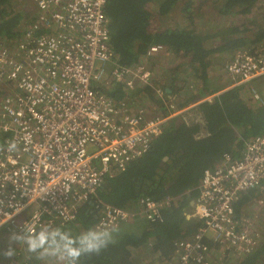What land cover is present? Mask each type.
Returning <instances> with one entry per match:
<instances>
[{
    "label": "built area",
    "instance_id": "1",
    "mask_svg": "<svg viewBox=\"0 0 264 264\" xmlns=\"http://www.w3.org/2000/svg\"><path fill=\"white\" fill-rule=\"evenodd\" d=\"M30 1L36 8L32 19L18 36L0 41V230L13 243L14 234L73 222L93 199L92 228L113 231L136 218L162 223L163 211L179 197H141L131 209L96 197L104 181L147 153L178 114H165L167 107L152 114L145 102L146 87L164 96L151 85L145 61L163 45H151L137 64L122 66L108 35L107 0ZM224 71L230 89L264 81V52L239 49ZM249 96L264 109L257 90L251 88ZM12 142L17 149L8 151ZM263 181V136L244 143L239 157L225 153L205 169L188 216L196 228L174 242L172 259L164 264L238 260L258 248L254 218L238 217L234 207ZM34 204L36 210L25 215Z\"/></svg>",
    "mask_w": 264,
    "mask_h": 264
},
{
    "label": "trees",
    "instance_id": "2",
    "mask_svg": "<svg viewBox=\"0 0 264 264\" xmlns=\"http://www.w3.org/2000/svg\"><path fill=\"white\" fill-rule=\"evenodd\" d=\"M19 1L0 0V41H10L20 34L17 29L23 16L15 11ZM179 1L182 0H107L105 15L109 21L108 35L120 65L137 64L151 45L171 44L170 40L164 42L154 34L152 20L167 15ZM211 1L199 0V5L195 6L197 3L193 0H186L182 12L190 20L189 14L202 12V7ZM258 1L223 0L218 5L219 12L222 16H245L252 12ZM153 5L156 6L154 12L150 11ZM224 34H228V31ZM217 36L213 35L212 38ZM257 38L250 41L226 37L222 38L223 44L218 48L207 49L205 39L200 34L186 29L180 33V40L174 46L183 58H189L188 63L195 66L198 77L199 70L207 69L211 55L241 49L262 40L261 36ZM175 77H171L172 85H175ZM199 77L204 84L207 83V77L202 74ZM145 91L150 100L165 107L153 97L150 88L146 87ZM240 91V88L224 91L171 119L147 153L130 163L125 171L104 181L96 199L115 207L131 209L141 197L158 201L170 196L179 197V200L163 211L162 223H149L136 218L123 224L112 231V242L100 254L82 255L77 264H164L172 259L174 242L190 236L196 228V223L186 216L192 209L190 204L196 198V188L203 171L217 165L225 153L239 157L244 143L250 138L264 137V109L250 107ZM218 92L200 91L199 95L204 98ZM171 112L165 111V114ZM175 120L180 122L176 123ZM262 183L264 185V181ZM256 190L248 192L235 205L237 214L251 198L250 193ZM94 201L82 205L73 222L57 224L54 228L70 233L72 237L92 229L96 222ZM3 254L0 247V258H3ZM263 257L264 240L242 259L229 258L221 264H260Z\"/></svg>",
    "mask_w": 264,
    "mask_h": 264
},
{
    "label": "rangeland",
    "instance_id": "3",
    "mask_svg": "<svg viewBox=\"0 0 264 264\" xmlns=\"http://www.w3.org/2000/svg\"><path fill=\"white\" fill-rule=\"evenodd\" d=\"M193 1L197 3L195 6L199 5V0ZM222 1L223 0H213L207 2L202 7V12L198 13V11H195L193 14H189V20V18L185 17L182 12V7L186 3V0H182L179 1L167 15L157 16L156 19L152 20V31L154 34L164 42L170 40L171 44L163 46L164 50L162 52L158 55L146 58L145 61L147 68L151 70L152 73V80H150L151 85L154 88L161 89L164 94L162 99L155 95H153V97L160 100L170 111L172 110V114L185 110L184 108H188L190 106V101L200 100L202 98L201 95H199L200 91H219L206 98L207 100H211L215 95L229 90L230 88L224 67L230 61L235 51L239 50L233 49L211 55L208 58L209 65L207 69L202 71L199 70L200 72L198 73L199 76L202 74L207 77V83L204 84L205 82H202L201 77L195 75V66L189 65V58H183L179 51H177V47L174 46V44L180 40V33H182L183 30H192L195 34H200L201 37L205 39L204 46L207 49L218 48L223 44L222 38L224 39L226 37L254 41L257 37L261 36V41L241 49L264 52V0L258 1L252 12L245 16L231 14L222 16L219 12V4L222 3ZM15 11L21 13L23 16L20 28L17 29L19 31L23 24H25V22H23L24 20L27 21L28 19H32L36 12V8L32 5L30 0H21L16 3ZM150 11H156V6L153 5V7L150 8ZM232 29L235 30L232 31ZM225 31H228V34H224ZM213 35L218 36L212 38ZM169 74H171V77L176 76L174 83H179L180 87L171 84V77H169ZM257 85L258 83L255 82L254 84L251 83L239 87L241 90V97L244 98V100L247 101V104L253 108L258 106L250 99L249 92L251 88L257 90L260 96L264 99V83L261 85L263 86L261 88L257 87ZM175 87H179V89L176 91ZM167 88H171L175 91L173 97L169 99L165 97ZM163 89L165 93L163 92ZM141 97H143L142 94ZM145 102L150 113L164 114L163 111H165V108L162 105L157 104L152 99L151 101L150 99L147 100V98ZM177 117L178 116L171 119H176ZM175 121L176 123L180 122L179 120ZM87 149L91 150L92 147L88 146ZM250 196L251 198L247 200V203L242 205L238 210L237 216L239 217L242 215L243 217L248 215L254 218V225L256 231L259 233L258 239L260 240V245L264 240L263 183L256 191L250 193ZM36 208L37 205H31L24 214L29 216L34 210H36ZM0 247L1 251L4 252L3 258H0V264H8L11 260L14 264H58V261L55 258L49 257L44 260L38 259L36 253H30L27 251V246L22 241L10 243L5 236L4 229L0 230ZM10 250L12 255L7 256L6 253ZM229 258L231 257L228 256L225 259L227 260ZM210 260V264L222 263V261L219 263L218 257H211ZM260 264H264V257L261 259Z\"/></svg>",
    "mask_w": 264,
    "mask_h": 264
},
{
    "label": "clouds",
    "instance_id": "4",
    "mask_svg": "<svg viewBox=\"0 0 264 264\" xmlns=\"http://www.w3.org/2000/svg\"><path fill=\"white\" fill-rule=\"evenodd\" d=\"M16 149L15 142L8 145V151ZM189 193L188 191L187 194ZM193 201L190 204L192 209L186 218L192 215ZM11 239L22 241L27 246V251L36 253L38 259L51 257L55 258L58 264H77L82 255L100 254L112 242V230L96 227L81 233L78 237H72L70 233L59 228L42 227L37 233L14 234ZM6 255L11 256V250Z\"/></svg>",
    "mask_w": 264,
    "mask_h": 264
},
{
    "label": "flooded vegetation",
    "instance_id": "5",
    "mask_svg": "<svg viewBox=\"0 0 264 264\" xmlns=\"http://www.w3.org/2000/svg\"><path fill=\"white\" fill-rule=\"evenodd\" d=\"M175 85H176V84H175ZM173 87H174V86H173ZM173 87H172V88H173ZM179 87H180V85H179ZM179 87H178V88L175 87V88H176L175 90L177 91V89H179ZM215 96H216V95H215ZM165 97H167V94H165ZM206 98H207V97L201 98L200 100H198V101L195 102V103H194V101H190V106H189L188 108L190 109V108H192V107L198 105V104L201 103V102L208 101ZM199 101H201V102H199ZM209 101H210V100H209ZM188 108H184L185 110H182L181 113L184 112V111H186ZM181 113H180V114H181ZM177 116H178V115H177ZM175 117H176V116H174V118H175ZM178 117H179V116H178ZM169 121H170V120H169ZM169 121H168V122H169ZM168 122H167V124H166L164 130H166V128L168 127ZM244 197H245V195H243L240 199H242V198H244Z\"/></svg>",
    "mask_w": 264,
    "mask_h": 264
},
{
    "label": "crops",
    "instance_id": "6",
    "mask_svg": "<svg viewBox=\"0 0 264 264\" xmlns=\"http://www.w3.org/2000/svg\"><path fill=\"white\" fill-rule=\"evenodd\" d=\"M258 83V85H257V87H259V88H261V87H263V86H261L263 83H264V81H261V80H255V81H253V82H251L252 84H254V83ZM251 83H249V84H251ZM248 84V85H249ZM180 84L179 83H176V85L175 86H179ZM167 89H169V88H167ZM175 93V91H173L172 89H169V91L167 90V92H166V94H167V97L166 98H171V97H173V94ZM181 113V111L180 112H178V114H176L175 116H179V114ZM188 218V217H187ZM149 261H146V263H148Z\"/></svg>",
    "mask_w": 264,
    "mask_h": 264
},
{
    "label": "water",
    "instance_id": "7",
    "mask_svg": "<svg viewBox=\"0 0 264 264\" xmlns=\"http://www.w3.org/2000/svg\"><path fill=\"white\" fill-rule=\"evenodd\" d=\"M168 91H169V89H167ZM167 90H166V92H167Z\"/></svg>",
    "mask_w": 264,
    "mask_h": 264
}]
</instances>
